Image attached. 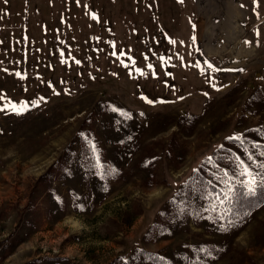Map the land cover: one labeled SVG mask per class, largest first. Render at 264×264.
<instances>
[{"label": "rangeland", "instance_id": "1", "mask_svg": "<svg viewBox=\"0 0 264 264\" xmlns=\"http://www.w3.org/2000/svg\"><path fill=\"white\" fill-rule=\"evenodd\" d=\"M0 109V264H264V205L232 228L170 200L264 142V0H0Z\"/></svg>", "mask_w": 264, "mask_h": 264}, {"label": "trees", "instance_id": "2", "mask_svg": "<svg viewBox=\"0 0 264 264\" xmlns=\"http://www.w3.org/2000/svg\"><path fill=\"white\" fill-rule=\"evenodd\" d=\"M248 133H260V129H252ZM244 135L240 138L231 139L219 145L209 156L199 161L190 172L178 184V190L170 200L179 207L183 217H192L196 224L202 221L241 228L247 220L252 218L254 212L264 205V191L257 190L255 196H246V191L241 187V182L247 177L239 175L242 167L246 166L254 174L264 175V170L258 165L264 164V142H258L254 137ZM83 133L79 134L81 139ZM84 140L86 137L83 138ZM88 148L89 141H85ZM89 151L93 157L91 164L98 173L104 168L98 160L97 152ZM85 149V156L89 154ZM249 156L252 159H249ZM67 163L59 160L46 172L43 178H52L54 171L66 168ZM91 165V166H92ZM93 167V168H94ZM227 174V175H226ZM231 185L233 192L226 199L228 186ZM224 218L221 219V215ZM144 259L153 264H174L172 260L156 253L140 251Z\"/></svg>", "mask_w": 264, "mask_h": 264}, {"label": "snow or ice", "instance_id": "3", "mask_svg": "<svg viewBox=\"0 0 264 264\" xmlns=\"http://www.w3.org/2000/svg\"><path fill=\"white\" fill-rule=\"evenodd\" d=\"M212 66L209 65V68ZM240 71H243L242 69ZM149 103H151L149 101ZM28 108L27 104H22V105H11V110L16 112L17 115H22L24 111H26ZM5 109H0V111H3ZM249 159H252L251 156H249ZM242 171L239 173L241 176L247 177V179L243 182H241V187L244 188L246 191L243 193V195L246 196H255L257 190H262L264 191V175L260 174H254L252 171L249 170L248 167L241 165ZM258 167L262 170H264V164L258 165ZM227 175V174H226ZM233 189L231 185L228 186V192L226 194V199L230 197L232 194ZM224 218V215H221V219Z\"/></svg>", "mask_w": 264, "mask_h": 264}]
</instances>
